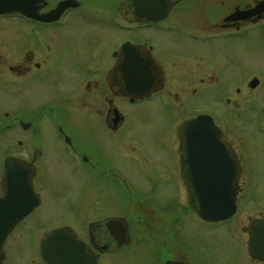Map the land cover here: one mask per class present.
<instances>
[{
  "label": "flooded vegetation",
  "instance_id": "af4514ba",
  "mask_svg": "<svg viewBox=\"0 0 264 264\" xmlns=\"http://www.w3.org/2000/svg\"><path fill=\"white\" fill-rule=\"evenodd\" d=\"M199 115L218 132L180 133ZM25 184L37 205L0 264L35 262L11 251L47 264L41 243L57 228L93 264L133 240L158 264H264V0H0V199ZM215 188L235 212L212 221L195 209ZM48 200L78 222L42 233ZM217 228L248 260L217 259Z\"/></svg>",
  "mask_w": 264,
  "mask_h": 264
},
{
  "label": "water",
  "instance_id": "95a60500",
  "mask_svg": "<svg viewBox=\"0 0 264 264\" xmlns=\"http://www.w3.org/2000/svg\"><path fill=\"white\" fill-rule=\"evenodd\" d=\"M144 79V78H143ZM218 132L214 126L212 119L207 115H200L183 123L180 127V133H212ZM11 158L8 159V165H11ZM28 185L24 186V194L13 199L10 196L5 199H0V249L6 239L8 233L13 227L28 215L37 205L36 202L30 201L26 192L29 190ZM199 190V196L208 192L209 196L214 198V203H201L200 207L196 208L198 215L204 219L217 221L229 217L235 212V205L229 199L228 189ZM202 191V192H201ZM191 195L195 190L189 188ZM123 234L126 233L122 231ZM41 254L47 264H75V261L95 263V259L87 255L85 252V244L78 241L64 228H57L42 240ZM252 256L256 257V252L251 251ZM1 260V257H0ZM88 264V263H87ZM164 264H176L174 262H166Z\"/></svg>",
  "mask_w": 264,
  "mask_h": 264
},
{
  "label": "rangeland",
  "instance_id": "374dc122",
  "mask_svg": "<svg viewBox=\"0 0 264 264\" xmlns=\"http://www.w3.org/2000/svg\"><path fill=\"white\" fill-rule=\"evenodd\" d=\"M213 110H217L219 113L222 112V107H220L219 103L217 102H211L209 101V105L207 106ZM10 114H12V111ZM163 116V114H162ZM154 117V115H152ZM142 121V120H137ZM157 134H161L158 132ZM150 138H148V135L145 134L144 136V142L149 143ZM160 155V154H159ZM161 156V155H160ZM70 169H68L69 171ZM67 170H64L63 173L57 174L62 180L70 179L73 180L70 173ZM78 200H80V196L78 197ZM37 218L39 220L38 227L41 228L42 233L46 230H49L55 225L63 224V223H70L74 225L76 222V219L73 218V215L68 211V208L64 207V203L60 200H48L47 205L39 208L36 212ZM35 214V215H36ZM34 215V216H35ZM36 218V217H35ZM193 219L189 218L188 224L192 225ZM133 226H137L136 221H134ZM140 230V228L136 227V233ZM135 232V231H134ZM215 253L217 255V259L220 260H227L226 257L229 255H233V253L236 252L238 254L243 255L248 260V256L245 252V250L241 247L239 244L236 243V240L231 237L230 235L226 234V231L217 228L216 234H215ZM139 240H136V242ZM133 240L132 244L130 246H127L126 248L122 249L115 257L114 262L115 264H158V261L160 260V253L154 249L150 250V248H145L146 244L143 242L139 245L138 243H134ZM24 243V242H23ZM145 245V246H144ZM234 246H237L235 248ZM24 248V246H23ZM22 248V249H23ZM151 252L154 254H151ZM12 255L18 257V259L23 262L26 261H35L33 264H41L42 259L39 255L37 257L35 255H29L28 253H22L19 251V253L16 252H10L9 258ZM8 258V259H9ZM10 260V259H9ZM219 263V261L217 260Z\"/></svg>",
  "mask_w": 264,
  "mask_h": 264
}]
</instances>
